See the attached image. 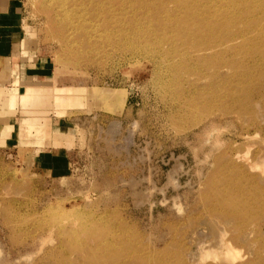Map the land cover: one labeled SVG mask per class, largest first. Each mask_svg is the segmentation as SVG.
<instances>
[{"label":"rangeland","instance_id":"obj_1","mask_svg":"<svg viewBox=\"0 0 264 264\" xmlns=\"http://www.w3.org/2000/svg\"><path fill=\"white\" fill-rule=\"evenodd\" d=\"M47 3L22 0L23 62L50 78L31 112L8 100L0 264H264V0H112L88 20Z\"/></svg>","mask_w":264,"mask_h":264},{"label":"crops","instance_id":"obj_2","mask_svg":"<svg viewBox=\"0 0 264 264\" xmlns=\"http://www.w3.org/2000/svg\"><path fill=\"white\" fill-rule=\"evenodd\" d=\"M25 26L22 0H0V153L3 150L16 147L13 145L14 140L11 135L9 137L3 135L8 125L13 127L16 125L14 122L16 115L13 114L17 111L15 113L9 111L12 110L8 102L10 93L12 90L18 89L19 102L17 105L21 103L23 104L22 107H25V100L34 99L35 97V89L29 88L28 85L31 83H49L47 79L50 78V71L47 69L43 59L36 56L35 60L31 61V66L23 62L21 56L23 47L26 49L29 41V32L27 31V26ZM16 82L19 84L16 85ZM47 98L48 101L44 105H34L38 112H43L45 109L50 110V112L53 111L55 104L53 94L52 96H47ZM7 105L10 109H8ZM25 108L31 112L29 106ZM36 158L39 167L46 168V166L51 165L50 163H54V159L57 156L51 150H44Z\"/></svg>","mask_w":264,"mask_h":264},{"label":"bare ground","instance_id":"obj_3","mask_svg":"<svg viewBox=\"0 0 264 264\" xmlns=\"http://www.w3.org/2000/svg\"><path fill=\"white\" fill-rule=\"evenodd\" d=\"M144 1V0H143ZM50 2V5L51 4H53V5H55V8L58 10L57 12H60V13H65V14H68V13H70L71 15L73 14V15H75V17L76 18H78V17H81V16H85L86 18H87V20H88V17L90 16V15H92L93 16V12H94V14H105V12H106V5H107V2L108 3H112V0L111 1H105V0H48V3ZM120 2V1H119ZM47 3V4H48ZM122 3V2H121ZM128 3V2H127ZM133 3V2H132ZM146 3V2H145ZM216 3V2H215ZM136 4V3H135ZM140 4H141V2H140ZM121 5V4H120ZM127 5V4H126ZM218 5V4H217ZM225 5H227V4H225ZM113 6V5H112ZM132 6V5H131ZM135 6V5H134ZM144 6V5H143ZM142 6V7H143ZM146 6V5H145ZM230 6V5H229ZM48 7V6H47ZM51 7H53V6H51ZM108 7V6H107ZM208 7V6H207ZM205 8V7H204ZM220 8V7H219ZM225 8V7H224ZM228 8V7H227ZM50 9V8H49ZM118 9V8H117ZM122 9V8H121ZM134 9V8H133ZM51 10H53L52 8H51ZM87 10H92V13H91V11L90 12H88ZM116 10V9H115ZM122 10H124V9H122ZM129 10V9H128ZM47 11V10H46ZM87 11V12H86ZM113 11V10H112ZM133 11V10H132ZM148 11V10H147ZM189 11V10H188ZM203 11V10H202ZM201 11V12H202ZM206 11V10H205ZM217 11H219V10H217ZM233 11V10H232ZM50 12V11H49ZM167 12V11H166ZM214 12H215V10H214ZM234 12H235V10H234ZM238 12V11H237ZM53 13V12H52ZM110 13V12H109ZM108 13V14H109ZM118 13V12H117ZM116 13V14H117ZM123 13V12H122ZM125 13V12H124ZM137 13V12H136ZM168 13V12H167ZM188 13V12H187ZM199 13V12H198ZM224 13V12H223ZM49 14V13H48ZM61 14V15H62ZM69 14V15H70ZM121 14V13H120ZM206 14V13H205ZM213 14V13H212ZM226 14V13H225ZM238 14H239V12H238ZM55 15V14H54ZM57 15V14H56ZM125 15V14H124ZM131 15H133V13L131 14ZM186 15H189V14H186ZM192 15V14H191ZM200 15V14H199ZM202 15V14H201ZM207 15V14H206ZM214 15H215V13H214ZM59 16V15H58ZM68 16V15H67ZM92 16H91V18H92ZM112 16H113V14H112ZM122 16V15H121ZM127 16V15H126ZM185 16V15H184ZM210 16V15H209ZM74 17V16H73ZM75 17H74V19H75ZM110 17V16H109ZM129 17H130V15H129ZM152 17V16H151ZM241 17V16H240ZM264 17V16H263ZM105 18V17H104ZM103 18V19H104ZM117 18V17H116ZM244 18V17H243ZM70 19V18H69ZM90 19V18H89ZM94 19H96V18H94ZM132 19H134V18H132ZM57 20V19H56ZM81 21H82V19H80ZM99 20V19H98ZM112 20V19H111ZM130 20V19H129ZM157 20V19H156ZM186 20V19H185ZM191 20V19H190ZM203 20V19H202ZM67 21H69V20H67ZM71 21V20H70ZM103 21V20H102ZM107 21V20H106ZM153 21V20H152ZM155 21V20H154ZM239 21H242V20H239ZM80 22V21H79ZM91 22V21H90ZM104 22H105V20H104ZM108 22V21H107ZM116 22V21H115ZM123 22V21H122ZM121 22V23H122ZM131 22V21H130ZM163 22V21H162ZM192 22V21H191ZM263 22V21H262ZM65 23V22H64ZM72 23V22H71ZM88 23V22H87ZM112 23V22H111ZM120 23V24H121ZM132 23V22H131ZM146 23V22H145ZM195 23V22H194ZM231 23H233V22H231ZM239 23V22H238ZM58 24V23H57ZM82 24H84V23H82ZM118 24V23H117ZM206 24V23H205ZM240 24V23H239ZM68 25H70V24H68ZM75 25V24H74ZM89 25H91V23L89 24ZM94 25H95V23H94ZM105 25H107V24H105ZM111 25V24H110ZM115 25V24H114ZM126 25V24H125ZM134 25V24H133ZM136 25V24H135ZM134 25V26H135ZM187 25V24H186ZM63 26H64V24H63ZM81 26V25H80ZM104 26V25H103ZM118 26V25H117ZM144 26V25H143ZM160 26V25H159ZM191 26V25H190ZM101 27V26H100ZM106 27V26H105ZM111 27V26H110ZM109 27V28H110ZM130 27V26H129ZM211 27V26H210ZM99 28V27H98ZM106 28H108V27H106ZM119 28V27H118ZM145 28V27H144ZM179 28V27H178ZM198 28V27H197ZM62 29V28H61ZM71 29V28H70ZM110 29H112V28H110ZM124 29V28H123ZM123 29H121V30H118V36H120V37H123V38H125L126 40H128L127 39V37H130L131 39H133V40H135V42H136V40H140L141 41V39L143 38V36H141V32H139V30L138 31H136V29H137V27L135 28V27H130V29H128V30H123ZM211 29V28H210ZM219 29V28H218ZM230 29V28H229ZM240 29V28H239ZM243 29V28H242ZM255 29V28H254ZM253 29V30H254ZM264 29V28H263ZM262 29V30H263ZM78 30V27H73V30H71V32L69 33L71 36H73V34L76 32ZM114 30V29H113ZM117 30V29H116ZM150 30V29H149ZM182 30V29H181ZM194 30V29H193ZM231 30V29H230ZM234 30V29H233ZM249 30V29H248ZM252 30V29H251ZM255 30H257V29H255ZM64 31H65V29H64ZM196 31V30H195ZM214 31V30H213ZM220 31V30H219ZM240 31V30H239ZM238 31V32H239ZM260 32H261V30H259ZM82 32V31H81ZM98 32V31H97ZM148 32V31H147ZM146 32V33H147ZM207 32V31H206ZM209 32V31H208ZM248 32V31H247ZM63 33V32H62ZM66 33V32H65ZM85 33V32H84ZM89 33V32H88ZM92 33V32H91ZM212 33V31L210 32V34ZM219 33V32H218ZM264 33V32H263ZM86 34V33H85ZM144 34V33H143ZM205 34H207V33H205ZM235 34V33H234ZM241 34V33H240ZM249 34V33H248ZM262 34V33H261ZM86 35H88V34H86ZM147 35H148V33H147ZM150 35V34H149ZM81 36V35H80ZM205 36V35H204ZM248 36V35H247ZM85 37V36H84ZM95 37H96V35H95ZM94 37V38H95ZM141 37V38H140ZM222 37V36H221ZM227 37V36H226ZM230 37V36H229ZM67 38V37H66ZM72 38V37H71ZM82 38V37H81ZM88 38V37H87ZM150 38V37H149ZM153 38V37H152ZM211 38V37H210ZM214 38V37H213ZM225 38V37H224ZM231 38V37H230ZM258 38V37H257ZM218 39H220V38H218ZM221 39H223V38H221ZM73 40H74V38H73ZM208 40H209V38H208ZM235 40V39H234ZM71 41V40H70ZM130 41V40H129ZM151 41H152V39H151ZM221 41V40H220ZM77 42V41H76ZM97 42V41H96ZM148 42H150V41H148ZM210 42V41H209ZM216 42H218V41H216ZM224 42V41H223ZM249 42V41H248ZM201 43H202V41H201ZM200 43V44H201ZM208 43V42H207ZM220 43V42H219ZM226 43V42H225ZM229 43V42H228ZM132 44H135L134 42H130V46H128V47H131L132 46ZM153 44V43H152ZM205 44H206V42H205ZM246 45V44H245ZM151 46V45H150ZM207 46H209V45H207ZM206 46V47H207ZM226 46V45H225ZM238 46V45H237ZM241 46H243V45H241ZM219 47V46H218ZM221 47V46H220ZM239 47V46H238ZM236 48V47H235ZM241 48V47H240ZM244 48H247V47H244ZM196 49V48H195ZM211 49V48H210ZM214 49H215V47H214ZM213 49V50H214ZM217 49V48H216ZM221 49V48H220ZM234 49V48H233ZM130 50H132V52H134V51H136V50H134L133 49V47H131V49ZM202 50V49H201ZM225 50V49H224ZM240 50V49H239ZM198 51H200V50H198ZM231 51V50H230ZM233 51H235V50H233ZM137 52V51H136ZM203 52V51H202ZM239 54V53H238ZM260 54V53H259ZM136 55V54H135ZM263 175V174H262ZM222 239V238H221ZM224 243V242H223ZM118 247V246H117ZM106 248H108V246L106 247ZM111 249V248H110ZM225 252H224V257H225V259L226 260H230V261H235L238 257L236 256V255H234L235 253L229 248V246H228V244L226 245V247H225ZM111 251H113V250H111ZM115 251V250H114ZM112 254H114V252L112 253ZM212 253H210V252H208V253H205L204 255H206V256H209L210 255V257L212 256L211 255ZM216 256H212V257H214V258H217L218 256H217V254H215ZM219 262V261H218Z\"/></svg>","mask_w":264,"mask_h":264}]
</instances>
